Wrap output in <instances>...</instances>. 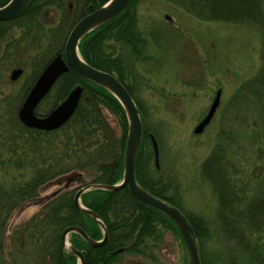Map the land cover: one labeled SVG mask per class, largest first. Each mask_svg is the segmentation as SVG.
Listing matches in <instances>:
<instances>
[{
  "label": "trees",
  "instance_id": "16d2710c",
  "mask_svg": "<svg viewBox=\"0 0 264 264\" xmlns=\"http://www.w3.org/2000/svg\"><path fill=\"white\" fill-rule=\"evenodd\" d=\"M9 1L0 0V8ZM107 1L31 0L16 18L0 22V39L10 38L0 54V71L14 67L30 69L29 85L21 103L18 105L13 95L0 101V264H9L4 255V237L10 217L33 203L43 186L71 173L75 179L88 176L90 183L95 184L114 185L122 179L127 122L121 105L104 89L68 71L35 111L40 117L49 114L74 88L81 86L78 107L64 126L55 131H39L26 128L18 118V110L40 73L52 59L63 54L73 26ZM167 1H176L201 21L250 25L264 30L261 0ZM140 2L130 0L119 16L86 35L79 44L83 60L114 75L136 103L132 68L119 47H129L137 59L143 55L145 40L137 20ZM48 13L51 16L46 21ZM244 88L255 102L264 129V55L257 74ZM137 105L144 123L142 109ZM103 110L115 117L119 135L111 128ZM144 132L136 161V180L152 196L180 209L193 228L200 250L199 243L208 232L207 221L186 214L176 195L169 193L171 184L161 176H153L150 167L153 153L147 148L151 143L145 128ZM236 173L222 147H216L200 167L202 178L215 195L216 220L224 238L247 254L250 264H264V245L252 242L254 235L264 233V191L250 193L246 186L238 184ZM77 189L51 196L38 214L15 228L7 250L10 264H77V259L67 257L60 245L62 232L70 226L81 227L91 239L101 240L97 224L74 206ZM81 202L99 216L109 232V241L99 248L89 247L77 234L70 236V244L83 252L85 264H121L125 255L154 260L153 251L163 242V229L177 236L183 246L175 225L135 200L127 189L91 191L81 197ZM200 257L202 264H209L201 252Z\"/></svg>",
  "mask_w": 264,
  "mask_h": 264
},
{
  "label": "rangeland",
  "instance_id": "374dc122",
  "mask_svg": "<svg viewBox=\"0 0 264 264\" xmlns=\"http://www.w3.org/2000/svg\"><path fill=\"white\" fill-rule=\"evenodd\" d=\"M261 2L264 10V0ZM50 16L48 13L45 20ZM137 20L145 40L143 55L137 59L129 47L119 49L132 68L134 97L143 112L144 128L155 137L159 148L161 172L155 171L152 160L153 176L171 184L169 193L176 195L186 214L207 221L208 232L199 243L206 262L250 264L248 255L224 238L216 220L215 195L202 178L200 167L216 147H222L238 171V184L253 194L264 191V129L255 102L244 88L261 66L264 30L201 21L176 1L167 0H141ZM9 40L0 39V54ZM14 69L0 71V101L13 95L20 104L29 85L30 69L21 68L23 75L11 81ZM218 89L222 91L221 101L213 120L202 134H194ZM103 114L119 135L115 117L107 110ZM147 148L152 153L150 144ZM73 176L55 178L40 189L33 203L13 213L6 227V245L15 228L38 214L51 196L91 182L88 176ZM162 234L163 243L152 254L154 260L125 255L121 264H185L177 236L169 230ZM256 241L264 245V233L254 235L253 244Z\"/></svg>",
  "mask_w": 264,
  "mask_h": 264
},
{
  "label": "water",
  "instance_id": "95a60500",
  "mask_svg": "<svg viewBox=\"0 0 264 264\" xmlns=\"http://www.w3.org/2000/svg\"><path fill=\"white\" fill-rule=\"evenodd\" d=\"M30 1L10 0L5 6L0 8V22L16 18ZM129 3L130 0H108L104 5L80 19L74 25L65 42V59H63L62 55H58L41 72L19 109L18 118L25 127L45 132L57 130L65 125L78 107L82 94L80 86L73 89L66 99L48 115L38 117L35 114V109L48 95L56 81L69 70L81 79L107 91L118 101L124 111L127 122V135L123 153L121 181L114 185L88 184L80 188L73 198L76 210L90 217L97 224L102 233V239L100 241L91 239L81 227H67L60 236L61 250L67 254V257H75L77 264H85L83 253L69 243L71 234L79 235L91 248L102 247L109 240V232L105 224L96 213L83 206L81 197L95 190L117 192L127 189L135 200L159 212L175 225L184 244L186 264H202L193 228L186 217L176 207L147 193L136 181L135 167L143 133L137 105L127 89L112 74L93 68L83 60L79 53L81 40L95 29L115 19L127 8ZM22 73V69L13 70L10 74V80L16 81ZM220 99L221 90H218L208 114L194 129V134H202L204 129L210 124L220 105ZM150 140L154 151L155 165L159 167L157 143L152 135H150Z\"/></svg>",
  "mask_w": 264,
  "mask_h": 264
},
{
  "label": "flooded vegetation",
  "instance_id": "af4514ba",
  "mask_svg": "<svg viewBox=\"0 0 264 264\" xmlns=\"http://www.w3.org/2000/svg\"><path fill=\"white\" fill-rule=\"evenodd\" d=\"M157 172L158 173H160L161 172V168H160V152H159V168H158V170H157ZM163 230H165V229H163ZM163 232V231H162ZM6 239V237H4V240ZM10 239V236L8 237V240ZM162 241H163V238H162ZM163 243V242H162ZM161 243V244H162ZM161 244H159V245H161ZM8 248H9V245L7 244H4V255H5V259H6V262L8 261L9 262V264H10V260L8 259ZM26 248H27V246H26Z\"/></svg>",
  "mask_w": 264,
  "mask_h": 264
}]
</instances>
